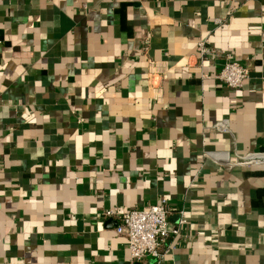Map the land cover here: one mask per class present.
I'll list each match as a JSON object with an SVG mask.
<instances>
[{
	"label": "crops",
	"instance_id": "crops-1",
	"mask_svg": "<svg viewBox=\"0 0 264 264\" xmlns=\"http://www.w3.org/2000/svg\"><path fill=\"white\" fill-rule=\"evenodd\" d=\"M262 27L264 0H0V264H152L102 214L160 199L184 218L165 262L264 264V166L203 157L264 152Z\"/></svg>",
	"mask_w": 264,
	"mask_h": 264
},
{
	"label": "built area",
	"instance_id": "built-area-1",
	"mask_svg": "<svg viewBox=\"0 0 264 264\" xmlns=\"http://www.w3.org/2000/svg\"><path fill=\"white\" fill-rule=\"evenodd\" d=\"M221 22V19L213 20L215 25H219ZM260 37L264 39V27L260 29ZM195 50L202 60L219 55H216L208 47L205 40L198 41ZM187 65L189 63L184 61V66ZM168 69L164 60L147 62L146 83L148 96L155 102L162 101L161 82L166 78ZM191 71L198 73L199 78L202 80L208 79V76L203 74V72L201 73L198 68H193ZM248 77L247 68L225 57L221 69L213 76V80L229 90L236 91L241 88L242 83ZM231 103L234 104L235 102L232 101ZM212 128L227 132L224 121L214 123ZM203 157L227 168L264 166V152H247L242 155H236L232 163L229 162L228 154L224 151H207L203 153ZM102 216L113 220L115 223L114 233L124 237L130 263H138L145 258H150L152 264H169L165 261L174 249L172 241L179 237V226L184 223L182 211L177 212V223L171 227L168 222L169 210L165 199H160L156 204L143 209L125 211L116 208L108 209L103 212ZM170 237L172 241L168 243L167 240Z\"/></svg>",
	"mask_w": 264,
	"mask_h": 264
}]
</instances>
